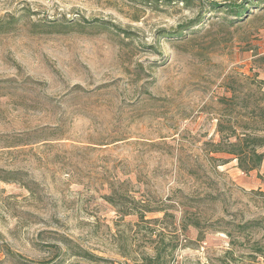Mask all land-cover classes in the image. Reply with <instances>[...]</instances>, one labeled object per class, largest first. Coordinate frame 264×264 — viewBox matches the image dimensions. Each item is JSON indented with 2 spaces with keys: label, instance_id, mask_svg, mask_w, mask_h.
I'll list each match as a JSON object with an SVG mask.
<instances>
[{
  "label": "rangeland",
  "instance_id": "374dc122",
  "mask_svg": "<svg viewBox=\"0 0 264 264\" xmlns=\"http://www.w3.org/2000/svg\"><path fill=\"white\" fill-rule=\"evenodd\" d=\"M211 2L0 0V264H264V160L209 153L264 132V4Z\"/></svg>",
  "mask_w": 264,
  "mask_h": 264
},
{
  "label": "trees",
  "instance_id": "16d2710c",
  "mask_svg": "<svg viewBox=\"0 0 264 264\" xmlns=\"http://www.w3.org/2000/svg\"><path fill=\"white\" fill-rule=\"evenodd\" d=\"M264 0H239V2H230L229 4H218L211 2L210 7L214 10L221 11L222 9L226 10V13L232 15L234 20L239 21L238 19L245 15L248 12V8H263ZM203 16L197 20H201ZM227 25V24H226ZM184 29V28H182ZM181 31V30H180ZM178 38H183V34L180 32L177 35ZM231 130V127L228 128ZM248 127H243L241 133L236 134L234 129L231 130V134L225 139L222 135L223 126L219 124V132L221 133V139L218 143L210 144L211 149L209 153H227L234 156L237 161V167L244 173L258 169L261 163L264 160V132H248ZM247 226V225H246ZM245 227V226H244ZM252 249V252L259 255H263L262 248L256 247Z\"/></svg>",
  "mask_w": 264,
  "mask_h": 264
}]
</instances>
